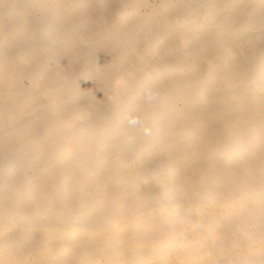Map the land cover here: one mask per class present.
<instances>
[{
    "label": "bare ground",
    "instance_id": "obj_1",
    "mask_svg": "<svg viewBox=\"0 0 264 264\" xmlns=\"http://www.w3.org/2000/svg\"><path fill=\"white\" fill-rule=\"evenodd\" d=\"M2 46L0 264H264V0H0Z\"/></svg>",
    "mask_w": 264,
    "mask_h": 264
},
{
    "label": "rangeland",
    "instance_id": "obj_2",
    "mask_svg": "<svg viewBox=\"0 0 264 264\" xmlns=\"http://www.w3.org/2000/svg\"><path fill=\"white\" fill-rule=\"evenodd\" d=\"M109 2V4H113V3H116L120 0H107ZM220 2V5L222 6V3H223V0H219ZM160 10V3H157L155 2L153 4V6L150 8L149 10V13H153L154 11L158 12ZM12 20H14L12 18ZM173 21V20H172ZM93 24H96L97 25V33L96 35L94 36V38L92 40H84L83 42V48H82V52H87L88 54H92L93 52H99L100 53L102 51H104L105 47L103 46L104 43H102V38H103V35L105 34V32H107L108 30H105L104 28V25L102 24L101 22V18L99 17V14L96 15L94 21H91ZM9 25H12L11 23L8 22ZM256 45V46H255ZM255 45L253 47L249 46V47H243L241 48L242 50H240L238 52V54H240V56H242L241 58H239V62L241 63H245L246 62V59L248 58V56H250L249 54L262 47L263 46V41L259 42V43H255ZM117 45H115L116 47ZM48 50L50 49L48 46H47ZM1 51L4 53V56L5 54H7L9 56V58H13L15 53L13 51L9 52L8 50H4V47H0ZM48 52V51H47ZM50 53H51V50H50ZM105 53V52H104ZM86 61V58L84 59V64L87 63L85 62ZM83 64V65H84ZM95 66H98L97 64H94ZM81 65H78L77 64V59L75 58H71L69 61H68V67L66 68L67 69V72L66 74H64L62 71L60 72V74L57 76V77H60L61 81H62V84H67V82L71 79V77H75V76H78V75H81L82 74V70L81 68L80 69H77V67ZM85 66V65H84ZM93 66L90 65L89 68H92ZM108 78L110 79V83L113 85L115 82H116V74L114 76V78H111L108 76ZM66 79V80H65ZM65 80V81H64ZM1 83H4V80H0ZM97 84V83H96ZM98 85V84H97ZM108 86V85H107ZM41 87H44V89L47 87L44 85V82H42L41 84ZM19 122V121H18ZM245 134V133H243ZM250 133H248V136L245 134V138L246 139H250ZM248 137V138H247ZM230 142H228L227 146H229Z\"/></svg>",
    "mask_w": 264,
    "mask_h": 264
}]
</instances>
